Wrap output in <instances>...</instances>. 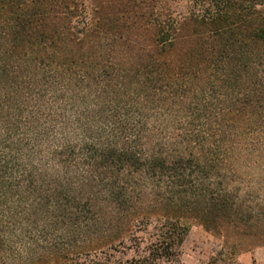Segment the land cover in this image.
I'll return each mask as SVG.
<instances>
[{
  "label": "trees",
  "instance_id": "obj_1",
  "mask_svg": "<svg viewBox=\"0 0 264 264\" xmlns=\"http://www.w3.org/2000/svg\"><path fill=\"white\" fill-rule=\"evenodd\" d=\"M253 153L264 0H0V264L178 263L240 234Z\"/></svg>",
  "mask_w": 264,
  "mask_h": 264
},
{
  "label": "rangeland",
  "instance_id": "obj_2",
  "mask_svg": "<svg viewBox=\"0 0 264 264\" xmlns=\"http://www.w3.org/2000/svg\"><path fill=\"white\" fill-rule=\"evenodd\" d=\"M149 134L150 138L145 141L146 147H151L149 140L157 137V132H149ZM247 155L244 154L242 158L233 160L226 168L227 182L239 193V201L245 209L247 208L250 216L247 219L243 218L239 223L240 234L227 241L221 235L215 236L198 222L193 221L180 246L179 262L163 264H230L233 259L238 261L241 254L247 257L257 254L260 261L255 260L253 264H264V159L262 157L264 154L257 156L253 153L246 158ZM128 231L129 228L125 226L121 234L128 235ZM249 231L251 234L244 233ZM151 232L153 230L149 226L147 230L139 232L138 236L148 237ZM232 242L237 244L240 250L239 254L234 256L230 255ZM138 245L137 248L142 250L145 243ZM127 252L132 254L129 249Z\"/></svg>",
  "mask_w": 264,
  "mask_h": 264
},
{
  "label": "crops",
  "instance_id": "obj_3",
  "mask_svg": "<svg viewBox=\"0 0 264 264\" xmlns=\"http://www.w3.org/2000/svg\"><path fill=\"white\" fill-rule=\"evenodd\" d=\"M255 260H256V262L260 261L257 257V254H253V256H249V257L241 254L238 257V261L241 264H253V263H255Z\"/></svg>",
  "mask_w": 264,
  "mask_h": 264
}]
</instances>
